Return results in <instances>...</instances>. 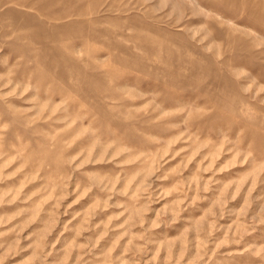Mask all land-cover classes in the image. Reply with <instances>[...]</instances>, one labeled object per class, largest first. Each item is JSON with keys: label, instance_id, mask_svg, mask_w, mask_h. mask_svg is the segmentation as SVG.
I'll list each match as a JSON object with an SVG mask.
<instances>
[{"label": "rangeland", "instance_id": "obj_1", "mask_svg": "<svg viewBox=\"0 0 264 264\" xmlns=\"http://www.w3.org/2000/svg\"><path fill=\"white\" fill-rule=\"evenodd\" d=\"M0 264H264V0H0Z\"/></svg>", "mask_w": 264, "mask_h": 264}]
</instances>
